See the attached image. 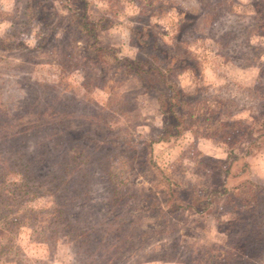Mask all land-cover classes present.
<instances>
[{"label":"rangeland","instance_id":"rangeland-1","mask_svg":"<svg viewBox=\"0 0 264 264\" xmlns=\"http://www.w3.org/2000/svg\"><path fill=\"white\" fill-rule=\"evenodd\" d=\"M11 135L0 264H264V0H0Z\"/></svg>","mask_w":264,"mask_h":264},{"label":"trees","instance_id":"trees-1","mask_svg":"<svg viewBox=\"0 0 264 264\" xmlns=\"http://www.w3.org/2000/svg\"><path fill=\"white\" fill-rule=\"evenodd\" d=\"M76 18L77 22V27L80 31V33H82L83 37H85L86 39L90 40L89 45H93L96 44V35H95V31L96 28H98L97 23H91V22H87L83 15L81 16H74ZM140 66L139 62L137 61H133L128 63V65L126 66V70L127 71H132L136 68H138ZM178 106L182 107L183 105L186 106L185 102H179L177 104ZM173 107L174 105H166V116L167 115H171L174 116V112H173ZM172 128H176L177 126H171ZM12 138H16V137H12L8 136L6 138H4V136H0V147L3 146L4 141L8 140V139H12ZM159 139V137H158ZM17 141L20 140V138H16ZM9 143V142H6ZM24 156V155H23ZM47 154L44 152L40 153V155L38 156L39 158H44L46 157ZM227 156L229 158V162L226 166V168L223 170L224 173V180L222 181V183L220 184L219 188L213 191H209L207 193V195H204L203 197H199L200 199H194L192 200V203L194 201V204L190 203V202H183V203H171L169 204L168 207H170L169 209L172 210H179L180 208L187 209V210H193V212L195 213H200L203 210H205L206 212L208 211V207L212 204L211 199H220L223 198L224 196H226V192H228V188H230V190H237L239 187L244 186V181L246 182V177L243 176V173H247L248 172V165L243 162V159L241 157H238L237 155L232 154L230 151H228ZM25 157V156H24ZM43 161V160H42ZM35 162V160H32L29 162V164L32 165V163ZM38 162V161H37ZM41 162V160H40ZM39 163V162H38ZM40 164V163H39ZM239 165V166H238ZM35 168V167H33ZM235 170L237 172H235ZM244 177V178H243ZM254 241H256V239H251V246L254 247ZM247 254V252L245 253ZM250 259H247V255L245 256V260H243V262H247Z\"/></svg>","mask_w":264,"mask_h":264}]
</instances>
